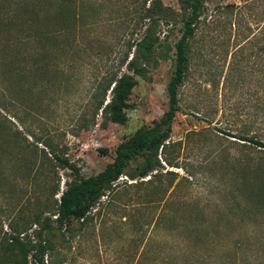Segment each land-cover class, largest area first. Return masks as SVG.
<instances>
[{
	"label": "rangeland",
	"instance_id": "obj_1",
	"mask_svg": "<svg viewBox=\"0 0 264 264\" xmlns=\"http://www.w3.org/2000/svg\"><path fill=\"white\" fill-rule=\"evenodd\" d=\"M159 1L176 14L157 29L160 41L172 46L180 37V6ZM202 2L161 158L166 162L145 178H119L83 222L44 231L46 264H264V202L258 200H264V148L239 140L264 141V0ZM130 5L82 0L83 53L48 62L49 84L28 63L31 76L21 78L19 64L0 48V264L12 236L24 243L36 239V215L54 218L51 211L70 179L69 171L45 160L43 142L63 152L82 177L92 176L120 142L167 110L172 51L135 78L124 125L101 128L99 118L91 121L90 98L104 63L95 53L116 46L120 30L111 21L124 15L128 24ZM12 9L0 0V17ZM93 16L98 24L91 26ZM5 37L0 29V47ZM56 69L62 72L57 78ZM83 115L87 126L79 122ZM164 224L175 227L171 235Z\"/></svg>",
	"mask_w": 264,
	"mask_h": 264
},
{
	"label": "trees",
	"instance_id": "obj_2",
	"mask_svg": "<svg viewBox=\"0 0 264 264\" xmlns=\"http://www.w3.org/2000/svg\"><path fill=\"white\" fill-rule=\"evenodd\" d=\"M3 2L11 8L13 5L14 9L3 11L0 17V29L6 34L0 48L5 53V58L13 59L19 64L16 72L21 78L31 76L32 70H28L26 66L28 63L35 67L34 75L42 77V81L49 84L46 78L48 62L63 59L74 53H83L79 43L80 27L84 19L80 11L82 0ZM129 2L132 7L129 23L123 20L124 15L111 21L120 30L117 33L116 46L106 55L95 53L104 63L90 98L95 103L91 121L96 124V119L99 118L101 128L108 124L124 125L128 120L126 111L131 108L130 96L137 84L135 78H144L151 68L160 60H166L172 51L174 63L172 75L167 83V110L157 121L141 126L120 142L113 151L112 160L92 176L82 177L78 167L73 165L63 152L49 141L43 142L49 150V156L42 151L45 160L55 167L69 171L70 179L63 183L64 188L51 211L54 218L41 219V216L36 215L34 222L39 226L36 239L24 243L17 236H12L11 242L2 246L1 260L5 264H27L28 257L30 264H46L45 257L49 247L42 239L44 231L62 229L70 220L83 222L105 193L113 190L116 186L113 185L120 177L124 176L130 181L145 178L157 171L161 163L167 160L166 157L163 161L161 158L162 154L165 155L171 124L179 110L178 89L189 70V42L195 33L203 2L178 0L182 13L180 37L172 46L160 41L157 29L160 23L169 25L174 22L176 14L162 6L159 0ZM97 20L98 18L93 16L90 25H97ZM105 56L106 59H103ZM36 65H39V68H36ZM61 73L59 69L54 70L55 78ZM79 122L87 126L89 121L83 115L79 117ZM239 140L264 148V141L248 137H240ZM138 159H141V162L132 172L128 171L129 164ZM58 192L56 183L52 194ZM258 200L264 202L262 197ZM163 228L166 234L170 235L175 229L173 225L167 224H164Z\"/></svg>",
	"mask_w": 264,
	"mask_h": 264
},
{
	"label": "built area",
	"instance_id": "obj_3",
	"mask_svg": "<svg viewBox=\"0 0 264 264\" xmlns=\"http://www.w3.org/2000/svg\"><path fill=\"white\" fill-rule=\"evenodd\" d=\"M120 178H122V177H120ZM123 178H126V177H123Z\"/></svg>",
	"mask_w": 264,
	"mask_h": 264
}]
</instances>
